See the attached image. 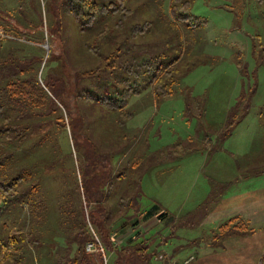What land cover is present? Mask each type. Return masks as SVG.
I'll list each match as a JSON object with an SVG mask.
<instances>
[{
    "label": "rangeland",
    "instance_id": "374dc122",
    "mask_svg": "<svg viewBox=\"0 0 264 264\" xmlns=\"http://www.w3.org/2000/svg\"><path fill=\"white\" fill-rule=\"evenodd\" d=\"M89 1L95 10L84 0H0V60L12 59L23 71L18 77L35 79L44 95V106L16 114L17 124L12 105L8 110L0 182L23 180L0 205V246L20 228L34 241L24 243L23 262L52 264L66 201H79L91 234V202L119 221L132 202L136 215L157 208L153 258L164 263L161 250L170 255L178 236L213 230L200 215L215 197L201 191H220L214 168L216 157L232 160L221 142L236 103V116L246 105L242 118L254 119V131L260 122L263 128L247 141L251 153L235 157L264 170V0H180L206 22L194 28L171 19V0ZM157 74L158 85L173 80L172 94L155 97L143 88L125 98L128 117L100 102ZM137 226L123 233L132 236Z\"/></svg>",
    "mask_w": 264,
    "mask_h": 264
},
{
    "label": "trees",
    "instance_id": "16d2710c",
    "mask_svg": "<svg viewBox=\"0 0 264 264\" xmlns=\"http://www.w3.org/2000/svg\"><path fill=\"white\" fill-rule=\"evenodd\" d=\"M84 5H87L89 10H95V5L89 0H84ZM189 3L187 1L171 0L168 7V14L174 21L183 23L186 27L194 28L205 25V21L198 18H193L188 14ZM115 7L110 11H114ZM84 16L88 17L86 23H89L92 18L91 12L87 10ZM92 50V47H87ZM244 72V71H243ZM164 74H169V71H164ZM23 75V71L19 70L12 59L0 60V80L4 79L3 86L0 87V139L3 141L9 140V116L8 110L12 105V119L14 124L18 123L19 117L16 115L19 112H31L34 109L44 106L43 91L35 79H26L18 77ZM160 79V75H154L148 78L144 85H138L134 82V86L128 85L127 88L119 94L120 98H110L100 101L104 106L120 111L121 116L128 117L129 114L123 112L126 105L125 98L130 95H137L143 88L152 85L155 97L169 96L172 94L171 86L173 80L169 78L168 84H156ZM243 102V98L240 99ZM237 106V103H236ZM235 106L234 112L227 119L226 125L223 127L226 137L234 124H236L247 112V106L243 107L240 114L236 116L239 108ZM19 136H15L17 139ZM22 177H15L8 181L0 182V205L8 201L17 192L19 184L22 182ZM31 193L36 192V186H32ZM94 204L93 214L88 213V221L94 226V232L91 234L87 230L82 214L80 203L77 199L73 202L66 201V206L60 207V241L52 249L54 261L52 264H151L156 250L151 245L152 237L146 235L134 238L135 235L125 237L119 244L111 241V236L114 234L123 233L127 228L140 225L141 223L154 217L157 208L153 207L146 212L135 214L137 207L132 202L126 205V213L122 220L112 218L111 211H101L100 202H91ZM88 209V205L86 206ZM91 209V208H90ZM92 210V209H91ZM139 219H137V218ZM136 224V225H135ZM251 233L245 222L237 217L229 218L224 223L220 224L212 233V239L217 240L233 234ZM34 241L28 240L27 234L22 229H11L4 244L0 246V264H28L23 262V251L27 244ZM24 243L26 245L24 246ZM57 243V242H56ZM91 244L96 251L87 252L86 245ZM28 248V247H27ZM100 249V250H99ZM259 264H264V250L260 258Z\"/></svg>",
    "mask_w": 264,
    "mask_h": 264
},
{
    "label": "crops",
    "instance_id": "0c3cea01",
    "mask_svg": "<svg viewBox=\"0 0 264 264\" xmlns=\"http://www.w3.org/2000/svg\"><path fill=\"white\" fill-rule=\"evenodd\" d=\"M148 87L153 94L152 85ZM243 118L233 126L226 137L222 138L221 144L226 146L232 160L229 157L227 159L216 157L214 169L221 170V174L215 184L220 191H210L205 187L201 191L202 197H215L214 203L209 202L210 208L205 215H200L201 224L207 228H213L212 232L203 238L189 235L190 238L187 240L178 236L180 243L172 248L171 252L168 250L170 255L161 250V242L165 244V241H161L158 250L165 253L167 257L164 263L155 261L154 264H259L264 250V170L253 172L249 168L250 161L246 158L238 159L235 154L251 153L252 147L247 141L253 140V134L256 132L260 135L263 126L260 122L258 131H254V119L246 123ZM236 160L239 162L238 165ZM183 192L187 195L189 190ZM233 217L245 222L251 233H238L213 240L212 233L216 228ZM158 225V220L152 217L138 225V232L134 231V233H137L138 240L143 235L151 236L153 244L151 230L156 229ZM157 233L155 232L154 235ZM178 234L183 233L178 231ZM127 235L122 233L119 242Z\"/></svg>",
    "mask_w": 264,
    "mask_h": 264
},
{
    "label": "built area",
    "instance_id": "2783aa9c",
    "mask_svg": "<svg viewBox=\"0 0 264 264\" xmlns=\"http://www.w3.org/2000/svg\"><path fill=\"white\" fill-rule=\"evenodd\" d=\"M117 244V242H115V245ZM85 250L87 251V252H93V251H96V249L94 248V246H92L91 244H88V245H86V247H85ZM100 250V249H99ZM156 259H160V257H158V258H156ZM104 264H105V262H104Z\"/></svg>",
    "mask_w": 264,
    "mask_h": 264
}]
</instances>
